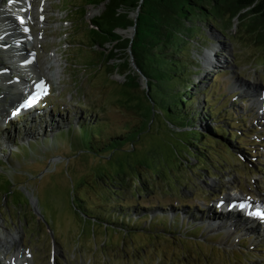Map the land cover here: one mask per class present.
<instances>
[{
	"label": "rangeland",
	"instance_id": "374dc122",
	"mask_svg": "<svg viewBox=\"0 0 264 264\" xmlns=\"http://www.w3.org/2000/svg\"><path fill=\"white\" fill-rule=\"evenodd\" d=\"M104 6L48 0L49 23L34 30H42L37 42L42 67L50 65L47 52L56 51L60 72L48 76L53 88L40 105L42 117L27 125L6 124L11 106L0 101V233L18 238L15 245L0 243V258L18 250L30 264H264V225L233 214L215 216L212 201L228 195L254 204L264 200V45L243 31L238 19L230 38L207 20L196 21L189 53L200 64L189 70L196 92L190 111L207 140L214 139L206 162L175 158L172 143L179 133L163 116L134 147L124 144L127 151L110 159L103 142L146 118L134 106L136 93L123 101L127 73L135 68L129 50L114 48L117 54L108 59L113 43L90 45V20ZM118 32L134 33L132 27ZM139 81L145 89V78ZM2 103L10 109L1 111ZM208 108L232 131L228 134L240 132L239 142L213 134ZM41 122L45 125L35 127ZM94 122L100 130L93 150L85 135L75 134ZM186 128L191 125L181 127ZM120 163L139 176L117 187L104 174L111 177ZM145 175L152 180L146 182Z\"/></svg>",
	"mask_w": 264,
	"mask_h": 264
},
{
	"label": "trees",
	"instance_id": "16d2710c",
	"mask_svg": "<svg viewBox=\"0 0 264 264\" xmlns=\"http://www.w3.org/2000/svg\"><path fill=\"white\" fill-rule=\"evenodd\" d=\"M89 2L105 4L101 13L90 20L88 26L90 45L106 48L108 42L113 43L108 59L117 54L114 48L129 50L139 70L129 68L124 83L128 94L123 101L129 102L133 93H136L140 99L134 106L141 109L142 116L146 118L144 123L124 131L120 137H112L103 142L109 155L112 153L110 159L118 152L127 151L124 144L131 142L134 147L136 141L152 128L154 120L163 116L166 125L179 133L178 142L172 143L175 158L184 157L187 161L191 158L198 163L206 162L210 154L209 147L213 146L214 139L207 140L209 135L197 127L194 123L196 115H191L190 111L196 92L189 70L191 65L200 64L195 63L189 53L190 35L197 33L196 21L207 20V23L217 28L223 38H230L229 29L234 19H238L242 30L248 32L250 36L254 35V39L264 45V0H89ZM136 10L138 14L135 19L130 13ZM133 25L136 29L132 37H123L118 32L119 29ZM99 52L105 55L102 49ZM142 76L146 80L145 89H140L139 79ZM140 90L144 92L142 95L138 93ZM206 92L207 89L203 90L204 100L211 101L210 95ZM206 115L210 122H213V130L209 127L213 134H223L226 143L227 136L234 137L239 142L240 132L233 133L236 136L228 134L227 131L231 133L232 131L216 117L212 108H208ZM186 125H191V128L181 129ZM99 130L98 122L91 126L83 125L81 132L76 133L75 137L81 138L85 135L84 140L94 150L97 144L94 135ZM118 167L110 173L111 177L104 173L99 176L106 175L113 186H124L129 183L130 177L139 176V173L136 176L125 169L123 163ZM145 177L146 182L152 180L151 175ZM104 214L110 213L106 211Z\"/></svg>",
	"mask_w": 264,
	"mask_h": 264
},
{
	"label": "bare ground",
	"instance_id": "6f19581e",
	"mask_svg": "<svg viewBox=\"0 0 264 264\" xmlns=\"http://www.w3.org/2000/svg\"><path fill=\"white\" fill-rule=\"evenodd\" d=\"M2 14H6V16H3ZM16 15L17 12H14V14H12L10 12V8L8 7L0 10V27L2 26L4 28L5 27L8 28V29H0V64L1 63L3 64V66H0V101L1 102H3L4 100L8 101L9 105L13 109H17V108L22 109L20 107L21 103L23 102V99L21 100L20 98L22 97L20 96L21 91L20 90L17 91V89H19V82H17V80L15 79L12 80L11 73H13L15 70L16 71L27 70L31 72V74L36 73L38 76L45 77L46 75L48 76L56 75L60 72V70H58V68L55 67L59 63V62L57 63V58H55L56 57L55 54L48 56V61L50 65H47L44 68L42 67V64L39 60L36 61L37 58H35L34 61H32V63L28 61L27 64L23 65L22 62L27 61L28 58H34L33 56L34 53L36 52V47L38 45L37 42L41 40L42 37L39 34L33 32H27L28 33L27 34L26 30L21 27L20 22L15 20ZM6 19H10L8 23L9 26L3 23V21ZM39 22L45 23L44 21L41 20L37 21V23ZM9 33L10 35H8ZM12 35H14V37L11 38ZM27 35L28 36L30 35L32 39L28 47L27 44L25 43V38L27 37ZM207 54L211 56V52H207ZM6 59H10L11 61L6 62ZM34 64L36 65L37 70L34 68ZM52 66H54L55 69L48 71L52 68ZM8 72L10 74H8ZM17 79L21 81V86L23 87V90L25 88V91L28 92L29 89L26 83L27 81L26 77H23V75L20 74V76ZM44 92L46 91L44 90ZM5 103H2V105L4 104L1 110L3 112L10 109V107L9 109L6 107ZM233 200H235V198L228 197V199L224 200V203L225 205H230ZM261 204L264 207V202H262ZM260 205H253V206L251 205L248 208L249 217H253V219L259 217L256 215V213L259 212L258 207ZM261 222L263 223L264 220ZM257 225H258L257 223L253 224L254 227ZM247 230L249 231L250 229L248 228ZM5 239L10 240L13 243V245H15V243L18 240L16 233L14 234L9 231L4 232L3 234L0 233V243H2L3 240ZM20 251L22 250L20 249ZM0 264H30V258L28 257L25 258L23 253L18 254V250H16L12 253L11 258L9 259L6 258L5 261H2V259L0 258Z\"/></svg>",
	"mask_w": 264,
	"mask_h": 264
},
{
	"label": "water",
	"instance_id": "95a60500",
	"mask_svg": "<svg viewBox=\"0 0 264 264\" xmlns=\"http://www.w3.org/2000/svg\"><path fill=\"white\" fill-rule=\"evenodd\" d=\"M137 14H138V12H137V10H136V11L134 12V16H133L135 19H136ZM131 27H132L133 31L135 32V29H136L135 25H133V26H131ZM133 34H134V33H133ZM133 34H132L130 37H132ZM134 67H135L136 70H139V68L137 67V65L135 64V62H134Z\"/></svg>",
	"mask_w": 264,
	"mask_h": 264
},
{
	"label": "snow or ice",
	"instance_id": "6c2138e0",
	"mask_svg": "<svg viewBox=\"0 0 264 264\" xmlns=\"http://www.w3.org/2000/svg\"><path fill=\"white\" fill-rule=\"evenodd\" d=\"M21 23H24V19L23 18H21ZM256 215L259 216V217H264V212H257Z\"/></svg>",
	"mask_w": 264,
	"mask_h": 264
}]
</instances>
